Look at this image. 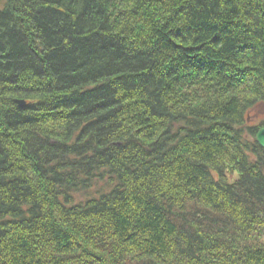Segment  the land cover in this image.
<instances>
[{
    "label": "trees",
    "instance_id": "obj_1",
    "mask_svg": "<svg viewBox=\"0 0 264 264\" xmlns=\"http://www.w3.org/2000/svg\"><path fill=\"white\" fill-rule=\"evenodd\" d=\"M263 108L264 0H0V264H264Z\"/></svg>",
    "mask_w": 264,
    "mask_h": 264
},
{
    "label": "water",
    "instance_id": "obj_2",
    "mask_svg": "<svg viewBox=\"0 0 264 264\" xmlns=\"http://www.w3.org/2000/svg\"><path fill=\"white\" fill-rule=\"evenodd\" d=\"M16 102H17L18 104H20V105H26L25 100L20 99V98H18V99L16 100ZM256 138H257L259 144H260L261 146L264 147V126H263L262 129L257 133Z\"/></svg>",
    "mask_w": 264,
    "mask_h": 264
},
{
    "label": "rangeland",
    "instance_id": "obj_3",
    "mask_svg": "<svg viewBox=\"0 0 264 264\" xmlns=\"http://www.w3.org/2000/svg\"><path fill=\"white\" fill-rule=\"evenodd\" d=\"M264 109V108H263ZM251 122L253 123H261L262 119H264V110L259 115H253V117L250 118Z\"/></svg>",
    "mask_w": 264,
    "mask_h": 264
}]
</instances>
